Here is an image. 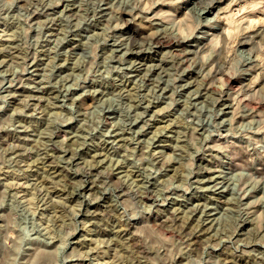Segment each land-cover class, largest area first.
I'll use <instances>...</instances> for the list:
<instances>
[{
	"label": "rangeland",
	"instance_id": "obj_1",
	"mask_svg": "<svg viewBox=\"0 0 264 264\" xmlns=\"http://www.w3.org/2000/svg\"><path fill=\"white\" fill-rule=\"evenodd\" d=\"M0 264H264V0H0Z\"/></svg>",
	"mask_w": 264,
	"mask_h": 264
},
{
	"label": "bare ground",
	"instance_id": "obj_2",
	"mask_svg": "<svg viewBox=\"0 0 264 264\" xmlns=\"http://www.w3.org/2000/svg\"><path fill=\"white\" fill-rule=\"evenodd\" d=\"M4 36H5V35H4ZM7 37H9V36H7ZM2 41H3V40H2ZM4 41H5V40H4ZM4 41H3V42H4ZM7 41H8V40H7ZM19 90H20V89H19ZM91 183H92V182H91ZM92 184H93V183H92ZM92 187H93V186H92ZM90 188H91V186H90ZM91 189H92V188H91Z\"/></svg>",
	"mask_w": 264,
	"mask_h": 264
}]
</instances>
